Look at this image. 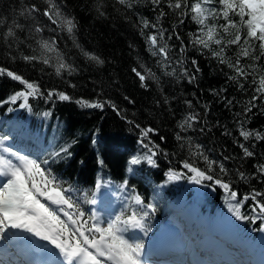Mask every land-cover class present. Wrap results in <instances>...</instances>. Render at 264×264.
I'll use <instances>...</instances> for the list:
<instances>
[{
	"label": "trees",
	"instance_id": "16d2710c",
	"mask_svg": "<svg viewBox=\"0 0 264 264\" xmlns=\"http://www.w3.org/2000/svg\"><path fill=\"white\" fill-rule=\"evenodd\" d=\"M58 2L65 15L75 18V41L80 48L75 46L66 31H51L55 25L50 23L41 33L33 30L37 22L44 24L46 18L40 13H33L36 18L33 20L26 10L33 4L43 10L47 0H0V67L34 83L44 96L54 91L70 97L68 101H61L55 95L51 100L29 96V111L21 107L22 100L12 103L10 98L17 92L30 90L6 75L0 76V132H13L20 141L30 137L34 144L44 142L49 155L71 144L70 156L58 159L57 164L49 159V165L55 169L54 174L62 179L63 186L92 184L96 175H109L119 181L129 179L139 188H142L141 182H153L168 201L183 203L188 198L184 186L170 189V184L160 173L130 164L133 157L142 160L150 153L148 148L139 144L140 129L152 128L154 132L149 133L148 140L152 142L149 147L158 145L153 150L160 172L175 169L187 180L194 175L183 167L187 161L214 178L229 183L240 197L253 192L264 193V175L257 171L258 166L264 164V140L251 137L245 140L240 136L241 121L244 128L264 133V104L261 100L255 101L256 107L244 114L254 89L264 77V56L258 61L252 59V56L258 55V48L252 56L239 57L242 66H256L254 71L247 69L252 74L247 78L230 79L236 73L229 64L238 58L240 46L229 45L224 52L226 62L220 63L209 49L192 43L194 36L202 35V26L192 19L193 14L189 12L181 17L179 9L168 7V0H162L161 8L166 15L159 23L167 29L165 40L171 63L165 61L163 55H152V48L146 41V36L155 32L151 24L157 23L160 11L151 0H130L131 7L121 5L118 0ZM187 2L191 6L197 0ZM207 7H215L219 12L222 5L214 0ZM22 11L25 12L23 16ZM230 18L236 20L238 27L229 28L227 32L220 28L225 23L222 17L210 16L205 21L209 28L215 29L216 38L222 41L219 46L211 44L212 49L223 46L234 38L237 31L243 44L247 28L240 22L239 16L231 17L230 14ZM181 19L184 20L182 24ZM142 20L149 22V27L143 28V35ZM16 24L23 25V29L15 27ZM9 29L16 32L15 38L7 36ZM173 30L184 41L186 50L183 54L179 51L180 41L174 35L171 40L167 39ZM52 40H55V51L49 52L41 47L42 41ZM249 43L258 44L255 41ZM81 48L104 63L97 64L88 59L81 53ZM24 56H36L38 59L27 62ZM45 58L48 59L47 64L43 62ZM60 58L76 71L69 75L66 69H62L57 75L56 65ZM193 60L200 71L195 73L196 79L190 83L184 72L192 74L195 71ZM133 68L146 75L144 83L147 87L141 86ZM240 84L244 85L243 89ZM226 98L233 101L232 105L226 104ZM79 100L109 101L116 105L119 114L108 104L103 109L88 108L76 103ZM45 113L50 115L45 116ZM193 113L197 114L199 122L192 121L191 128L182 130L183 121ZM177 134L183 140H177ZM240 144L248 147L254 155L245 157ZM197 145L201 146L199 151L209 160L222 163L227 174L221 173L216 165L209 168L204 158L196 155ZM130 168L136 173L129 171ZM241 172L246 179H240ZM79 180L85 183H79ZM209 182L217 187L215 196L199 202L191 200L186 205L189 212L219 224L231 223L232 232L241 236L257 234L259 228L251 225V221L237 220L229 211V203L235 202L228 200L224 189L214 181ZM148 195L147 191L144 197ZM257 200L264 202V196L257 197ZM252 204L251 199L244 202L242 214L254 215L250 207Z\"/></svg>",
	"mask_w": 264,
	"mask_h": 264
},
{
	"label": "snow or ice",
	"instance_id": "6c2138e0",
	"mask_svg": "<svg viewBox=\"0 0 264 264\" xmlns=\"http://www.w3.org/2000/svg\"><path fill=\"white\" fill-rule=\"evenodd\" d=\"M121 5L131 7L130 0H118ZM222 8L218 12L215 7H207L214 3V0H197L189 6L187 0H168V7L174 10L179 9V15L181 17L192 13V19L199 25H201L202 35L194 36L192 43L199 45L202 49H209L212 55L218 58L220 63H225L224 52L229 45L240 46V53L234 63H230L229 67L233 68L236 76L230 77V79H237V77L247 78L252 73L247 69L255 70V65L240 64L239 57H249L252 53L257 52L258 55L252 56L254 61H258L264 56V0H216ZM152 5L159 8L157 23L151 24V28L155 30L153 34L146 36L147 43L152 48V55H163L165 61L171 63L168 52L167 40H165L164 29L160 26V19H162L166 13L161 8L162 0H151ZM183 3V8H182ZM27 15L36 18L33 13H40L41 17L46 18L44 24L37 22L34 25L33 30L36 33H41L45 28L51 25L55 27L50 30L56 32L57 29L66 31L73 39V43L76 47L80 48V45L75 41V29L77 24L75 18L65 15L62 11V5L58 0H47V6L41 10L35 4H33L27 10ZM99 11V8L97 9ZM103 15V13H100ZM231 17H240L242 22L247 28V32L243 38V44L241 43V35L239 31L236 32L234 38L227 41V43L220 46L218 49H212L211 44L221 45L222 41L216 38L215 29L209 28L205 21L210 16L217 18L222 17L225 21L220 25V28L227 32L229 28H237V22ZM21 15H25L22 11ZM247 17V19H245ZM141 34L143 35V28L149 27V22L142 20L141 22ZM180 23H184L181 19ZM15 27L23 29V25L16 24ZM207 29V31H205ZM175 36L176 40L180 41V53L183 54L186 50L184 41L178 32L173 30L172 35L168 36V40ZM7 36L16 37V32L9 29ZM163 41V43H160ZM249 41L258 42V44H250ZM247 45V47H245ZM41 47L49 52L55 51V40L42 41ZM81 53L88 59L94 61L97 64H103L101 60L94 54H90L83 48L80 49ZM23 59L27 62L37 60L36 56H24ZM45 64L48 63V59H44ZM183 63V61H177ZM195 71L189 74L186 70L184 75L188 77L189 82H194L196 79L195 73L200 71L195 60L192 61ZM62 69H66L68 74L71 75L76 69L70 65L65 64L62 58L59 59L56 65V73L60 74ZM133 73L141 81L142 87H147L146 75L142 74L136 68L132 69ZM150 71V70H149ZM172 73H169L171 75ZM6 75L13 81H18L25 85L30 91H20L15 93L11 98L12 103H16L17 100H22L21 107L31 110L29 105V96L43 97L44 99L51 100L55 95L61 101H68L70 97L64 93H55L49 91L47 96H44L42 92L32 82H28L21 75L15 74L13 71L4 67H0V76ZM155 78V74H152ZM239 83V81L237 80ZM255 83V80H253ZM243 89L244 85H239ZM264 77L259 80L258 86L254 89V94L245 106L244 114L251 112L256 107L255 101L261 100L264 104ZM125 99H129L125 97ZM131 102V101H130ZM76 103L81 104L88 108H100L103 109L105 104L112 107L117 111L116 105L109 101H96L88 102L79 100ZM232 100H227L226 104L232 105ZM189 107L191 104L189 103ZM45 116L50 113H45ZM239 115V114H238ZM192 121L199 122L197 114L193 113L189 115L182 123V130L191 128ZM129 123H133L129 121ZM139 127V125H137ZM204 131L203 128L200 129ZM140 143L148 148L151 155L147 156V162L155 166V162L152 156L156 155L154 148H158V145L149 147L152 143L148 140L149 133L154 132L152 128H142ZM226 135L230 134L225 132ZM240 136L245 140L250 137L255 140H264V133L259 131H252L244 128L243 121H241ZM11 137L9 135H0V242L7 241L18 233H27L31 237L37 238L40 241L46 242V245L51 246V251L59 258V264H145L143 259L144 244L140 240H136L128 235L129 232H142L147 235L149 230L150 212L156 211L155 206L152 204H145V202L135 194L134 189H129L127 182L120 185V188L129 191L131 195L128 199L134 201L136 205H139V209L130 208L127 213L121 212L119 215L108 220L106 223L103 219L97 216L95 213L86 215L85 211L80 208L79 203L75 201L70 194L73 190L70 187H64L56 177L51 175L50 169L47 167H41V165H48L49 160L45 159L37 161L31 158L29 155L21 154L15 150L10 144ZM148 140V143L145 141ZM177 140H183V137L177 134ZM71 144L60 147L58 150L50 153L52 162H56L58 159H63L66 156H70L69 148ZM243 149L245 157H252L254 153L245 147L244 144H240ZM197 156H202L205 162L211 168L213 165L219 167L220 172L227 174V169L224 165L218 164L217 161L209 160L202 151L200 145H197ZM227 159V157H225ZM102 163V162H101ZM141 163L139 157H133L130 160L131 165H137ZM183 167L194 175L191 177L192 182L200 184L202 181H214L225 193L228 194V200L235 203H229V211L233 213L235 218L240 221L256 222L260 220L264 224V202L257 200V197L264 196V193L253 192L251 195H244L240 197L238 192L233 190L229 183L222 181L221 179L214 178L212 175L207 174L200 168L193 166V164L185 161ZM131 171V168L129 169ZM257 171L264 175V164L258 166ZM240 179H246L244 173H240ZM39 177V179H37ZM179 176L176 173H169L168 179L175 180ZM103 182H98L95 186L96 190L105 187ZM84 201L90 205H96V193L93 191L91 196L89 193H84ZM251 199L253 204L250 206L251 211L254 213L252 216L242 214L244 202ZM71 210V211H70ZM65 217L66 219L62 218ZM259 231H264V227H261Z\"/></svg>",
	"mask_w": 264,
	"mask_h": 264
},
{
	"label": "rangeland",
	"instance_id": "374dc122",
	"mask_svg": "<svg viewBox=\"0 0 264 264\" xmlns=\"http://www.w3.org/2000/svg\"><path fill=\"white\" fill-rule=\"evenodd\" d=\"M152 158H153V157H152ZM146 162H147V161H146ZM147 164L149 165L148 162H147ZM169 173H176V172H174V171H172V170L168 171V172H167V178H168ZM176 174L179 176V178H178V179H175V180H169V181H170L173 185L178 186V185L182 182V178H181V176H180L178 173H176ZM190 187H191L192 191L194 192V195H195L196 197H198V198H201V197L204 196L205 193L212 191L211 186L209 185V183H208V182H205V181H202L200 184H196V183H193V182L191 181V183H190ZM162 222H163V223H162V224H163V228H162V231L157 235V237H158V238H164V237L169 238V237H174L175 234H176V231L172 230V227L169 226V224L165 223V222H167V220H163ZM263 225H264V224H263ZM167 226H168V227H167ZM150 234H151V233H150ZM20 235H21V234H19V236H20ZM25 235H26V234H25ZM28 236H30V234H28ZM147 236H148V235H146V236H140V237H143L144 239H146V241H149V243L151 244V239H152V237H151V236L147 237ZM20 237H21V236H20Z\"/></svg>",
	"mask_w": 264,
	"mask_h": 264
},
{
	"label": "bare ground",
	"instance_id": "6f19581e",
	"mask_svg": "<svg viewBox=\"0 0 264 264\" xmlns=\"http://www.w3.org/2000/svg\"><path fill=\"white\" fill-rule=\"evenodd\" d=\"M19 234H21L19 236ZM26 234V235H25ZM29 238H32L31 236H28L27 233H18L13 239H11L10 241V246H15V248H18V247H25L27 242H22L24 239H29ZM9 245H6L5 247L8 248V250H13L12 247H10ZM219 260V259H218Z\"/></svg>",
	"mask_w": 264,
	"mask_h": 264
}]
</instances>
